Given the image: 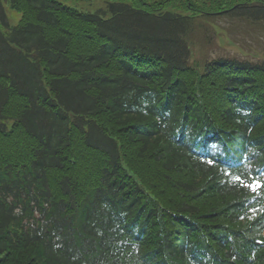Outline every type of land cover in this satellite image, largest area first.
Returning a JSON list of instances; mask_svg holds the SVG:
<instances>
[{"label":"trees","instance_id":"1","mask_svg":"<svg viewBox=\"0 0 264 264\" xmlns=\"http://www.w3.org/2000/svg\"><path fill=\"white\" fill-rule=\"evenodd\" d=\"M65 1L0 0V264H264V57H202L264 0Z\"/></svg>","mask_w":264,"mask_h":264},{"label":"rangeland","instance_id":"2","mask_svg":"<svg viewBox=\"0 0 264 264\" xmlns=\"http://www.w3.org/2000/svg\"><path fill=\"white\" fill-rule=\"evenodd\" d=\"M149 2H155L157 0H147ZM65 3L70 7L77 8L79 10L85 12H94L97 8L103 6L101 3H93V2H82V1H69ZM170 10H173L177 13L184 12V4L178 3L175 4ZM9 17L11 21H14L13 25H16L20 19L19 14H14L8 9ZM225 25L228 29H224L223 27H217L219 29V33L217 32L218 37L212 43V46L203 52L202 57L208 58H217L219 56H231L237 57L240 59H251L255 60L259 57L256 55H261L264 57V39L260 40L261 32L249 31L246 29L247 27L242 24V22H232L225 21L221 24ZM234 40L237 41L235 43ZM251 46H250V45ZM243 46L242 49L240 46ZM194 61L192 62L194 65L195 59H200L199 49L194 50ZM201 70V69H200Z\"/></svg>","mask_w":264,"mask_h":264},{"label":"snow or ice","instance_id":"3","mask_svg":"<svg viewBox=\"0 0 264 264\" xmlns=\"http://www.w3.org/2000/svg\"><path fill=\"white\" fill-rule=\"evenodd\" d=\"M249 187H254L253 185H249ZM255 187H259V185H255Z\"/></svg>","mask_w":264,"mask_h":264}]
</instances>
